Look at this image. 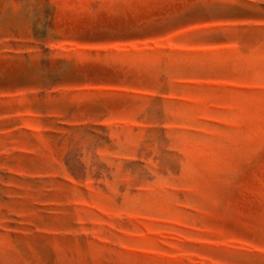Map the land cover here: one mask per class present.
I'll list each match as a JSON object with an SVG mask.
<instances>
[{"label":"rangeland","instance_id":"rangeland-1","mask_svg":"<svg viewBox=\"0 0 264 264\" xmlns=\"http://www.w3.org/2000/svg\"><path fill=\"white\" fill-rule=\"evenodd\" d=\"M0 264H264V0H0Z\"/></svg>","mask_w":264,"mask_h":264}]
</instances>
